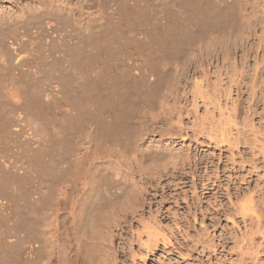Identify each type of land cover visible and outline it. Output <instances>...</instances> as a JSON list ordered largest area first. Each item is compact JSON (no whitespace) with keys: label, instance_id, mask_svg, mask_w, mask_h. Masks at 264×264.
Masks as SVG:
<instances>
[{"label":"rangeland","instance_id":"374dc122","mask_svg":"<svg viewBox=\"0 0 264 264\" xmlns=\"http://www.w3.org/2000/svg\"><path fill=\"white\" fill-rule=\"evenodd\" d=\"M190 1L0 0V264H26L30 237L34 264H57L56 208L67 264L99 263L109 229L104 264H264V0H204L228 5L207 27ZM175 23L186 51L158 39ZM136 69L131 129L102 138L85 113ZM106 146L138 147L131 181L108 178ZM89 162L99 173L79 181Z\"/></svg>","mask_w":264,"mask_h":264},{"label":"bare ground","instance_id":"6f19581e","mask_svg":"<svg viewBox=\"0 0 264 264\" xmlns=\"http://www.w3.org/2000/svg\"><path fill=\"white\" fill-rule=\"evenodd\" d=\"M212 3V2H211ZM211 3H207L206 1H204V0H193V1H190L189 3H188V9H189V11H190V15H193V17L195 16V18H198V17H200V18H198L197 20H199V24H201L202 25V27H204V26H210V25H212L213 23H216V21L217 22H220L221 21V19H223L224 18V16H225V13H224V10H226V8H225V6H228L227 4L226 5H220L218 8L216 7H213L212 6V4ZM209 4H211V5H209ZM222 6V7H221ZM228 9V8H227ZM127 10V9H126ZM215 13V14H214ZM213 14H214V17H213ZM217 18V19H216ZM193 19V18H192ZM191 19V20H192ZM214 19H216V20H214ZM190 23V22H189ZM188 23V24H189ZM187 24V23H186ZM188 24L187 25H183V24H181V26H180V24L178 25V23H175V26H173L172 27V29L170 30V31H166L167 33H166V35L164 34V35H162L160 38H158V39H160V41H161V44L163 45V47H165L166 48V50H169V51H171V50H177V47H181V48H179L176 52H181L182 51V49H185V51H186V47L188 46V44H190L189 42L193 39V36H192V33L190 32V29H189V26H188ZM204 25V26H203ZM171 26V25H170ZM182 27V28H180V27ZM169 28H171V27H168V29ZM160 36V35H159ZM167 48H169V49H167ZM171 49V50H170ZM181 50V51H180ZM172 51V52H173ZM184 52V51H183ZM80 57V56H79ZM86 58V57H85ZM84 59V58H83ZM81 60V59H80ZM87 60V59H86ZM89 60V59H88ZM84 61V60H83ZM79 64L81 63L82 64V62H78ZM78 63H76V64H78ZM83 63H85V62H83ZM78 64V65H79ZM83 65V64H82ZM85 65V64H84ZM86 66H87V64H86ZM89 66V65H88ZM87 66V67H88ZM80 67H82V66H80ZM83 68V67H82ZM88 70H89V68H88ZM86 74V73H85ZM133 76L134 77H132V78H124V79H122V78H119V79H121L120 80V82H119V80L118 81H116L117 82V85H119V83H121V84H123L122 86V89H123V91H121V90H119L120 88V86H121V84H120V86L119 87H117V89H116V87H114L113 89L114 90H116V91H114V90H112V92L109 90V94H107V92H106V94L107 95H100L98 98L99 99H97L96 98V95L95 96H90V97H93V99L95 100V99H97V102H98V100L100 101V102H104V104L103 103H101L100 104V106L103 104V106H101L100 108H97V107H95V105H93L95 108H97V109H93V110H89V112H87L86 110V112L87 113H85V116L86 117H88V118H91V119H95V120H98V125H100L99 127V129H100V134L102 135V138L103 137H105V139H109V140H111V139H115V141H116V139H119V140H123V138H121L120 139V137H123V133L124 132H126L127 131V129L128 130H130L131 128H130V124L132 125V123H130V118H131V115L133 114L134 115V110L135 109H137L138 110V103H139V97H141L142 95H140L139 96V94H140V92H138V88L137 87H135V88H133L132 86H133V84H132V82H133V80H134V82L133 83H135L136 81H138V69H136L135 70V72H134V74H133ZM116 77V76H115ZM90 78V77H89ZM98 79V78H97ZM133 79V80H132ZM137 79V80H136ZM102 80V79H101ZM136 80V81H135ZM115 82V81H114ZM131 82V83H130ZM86 83V82H85ZM110 83H111V81H110ZM129 83L130 84H132V85H129ZM136 83H138V82H136ZM104 84V83H103ZM112 84V83H111ZM124 84L126 85V84H128V86H130V87H126V89H124L125 88V86H124ZM65 85V84H64ZM63 85V86H64ZM85 88H88V89H93L92 91H96V92H98V91H100V84L98 83V81H96V80H92V79H89L88 80V82L86 83V85L84 84L83 85ZM111 86H113V85H111ZM127 86V85H126ZM155 86V85H154ZM54 87V89L52 90V91H54L55 90V92L58 90V89H55V88H57V85H55V86H53ZM50 89H52V88H50ZM87 89V90H88ZM140 89V88H139ZM141 89H143V88H141ZM151 89H152V87H151ZM89 90V91H90ZM50 91V90H49ZM117 91H118V93H117ZM58 92V91H57ZM101 92V91H100ZM99 92V93H100ZM59 93V92H58ZM57 93V94H58ZM99 93H96L97 95L99 94ZM103 93V92H102ZM101 93V94H102ZM139 93V94H138ZM143 93H144V91H143ZM46 95H49V94H52V93H49V94H47V93H45ZM53 94H55V93H53ZM52 94V95H53ZM75 94V93H74ZM89 94V93H88ZM88 94H86V95H88ZM104 94H105V92H104ZM45 95V96H46ZM52 95H51V97H52ZM54 96V95H53ZM84 96V95H83ZM82 96V97H83ZM148 96V95H147ZM14 97V96H13ZM48 97V96H47ZM66 97V96H65ZM69 97V96H68ZM67 97V98H68ZM49 98V100H52V99H50V97H48ZM48 98H46V101H47V99ZM57 98V97H56ZM72 98V97H71ZM85 98H86V96H85ZM14 99V98H13ZM76 99V98H75ZM142 99V98H141ZM140 99V100H141ZM90 101V100H89ZM96 101V100H95ZM94 101V102H95ZM144 101H146V99L144 100ZM156 101V100H155ZM48 102V101H47ZM93 102V101H92ZM49 103V102H48ZM169 103V102H168ZM50 104V103H49ZM140 104H142L141 102H140ZM145 104V103H144ZM166 104V103H165ZM165 104H163V105H165ZM169 105V104H168ZM46 106H48L47 104H46ZM52 106V105H51ZM165 106H167V105H165ZM50 107V106H49ZM103 107V109L101 110V108ZM142 107V106H141ZM73 108V107H72ZM169 108V107H168ZM82 111H83V109H82ZM136 111V110H135ZM138 112V111H137ZM64 113H66L67 115H68V117L69 118H66V119H69V121H73L75 118H83L84 117V114L81 112V113H77V114H74V113H68V110L65 112L64 111ZM67 117V116H66ZM133 120V119H132ZM135 120V119H134ZM88 121V120H87ZM91 121V120H90ZM132 122H134V121H132ZM73 123V122H72ZM135 123V122H134ZM9 125V124H8ZM136 128V127H135ZM132 129H134V127L132 128ZM16 131L17 130H19V128H16L15 129ZM15 131V132H16ZM20 131H22V130H20ZM99 131V130H98ZM129 132V131H128ZM98 133V134H99ZM127 133V132H126ZM18 134H19V132H18ZM133 134V133H132ZM129 135V134H128ZM127 135V136H128ZM180 136H183L182 134H179ZM132 136V135H131ZM129 141V140H128ZM110 142V141H109ZM118 143V142H117ZM109 144V143H108ZM112 144H113V142H112ZM122 146V145H121ZM125 146V145H124ZM107 147V146H106ZM114 147V146H113ZM112 146H109V147H107L106 148V150L102 153V151H100V152H97L96 154H98V155H104L105 157H108L109 159H110V163H111V165H109V167L110 168H107V175H108V178L111 180V181H113V182H115V183H122V184H124V183H126V182H128V181H131V179L133 178L132 176L134 175V173L135 172H137L138 171V163H139V161H138V159H139V155H138V147L136 146V148H135V150H134V154H132L131 155V153L133 152H130V155H128V154H126L127 152H124L123 150H119V148L118 149H115L116 147H114L113 148ZM127 147V146H126ZM90 148H92V147H90ZM89 148V149H90ZM94 148V147H93ZM95 148H96V146H95ZM99 149V148H98ZM122 149V148H121ZM127 150V149H126ZM86 152H87V150H86ZM89 152H90V150H89ZM93 152H95V151H93ZM88 153V152H87ZM85 154V156H86V159H90V156H89V154ZM91 153V152H90ZM83 154V153H82ZM92 154V153H91ZM95 154V153H94ZM95 154V155H96ZM84 155V154H83ZM102 155V156H103ZM102 156H100V157H102ZM81 157V156H80ZM93 157V156H92ZM104 157V158H105ZM82 158V157H81ZM96 158V157H95ZM83 161H85L84 159H83ZM88 162V161H87ZM85 164H87V163H85ZM95 165H97V164H95ZM88 166V168H86L85 169V171L82 173V174H80V175H82V176H79L78 177V180L80 181V179H87V178H89L92 174V172H93V169L95 168L94 167V163L93 162H89V164L87 165ZM86 166V167H87ZM97 167V166H96ZM95 171V170H94ZM100 171H102V170H100ZM98 172V170L96 171V173ZM85 173V174H84ZM94 173V175L96 174L95 172H93ZM99 173V172H98ZM138 173V172H137ZM84 174V175H83ZM77 178V177H76ZM83 179V180H84ZM94 179V178H93ZM73 181V180H72ZM82 181V180H81ZM90 181H91V179H90ZM76 182L78 183V181H73L72 182V186L71 187H74L75 185H76ZM85 182V181H84ZM83 186L85 185L86 186V184L84 183V184H82ZM81 185V186H82ZM90 185V184H89ZM77 186V185H76ZM78 187V186H77ZM88 187V186H87ZM74 188H76V187H74ZM73 189V188H72ZM88 190V189H87ZM76 191V190H75ZM77 192L78 191H76V193L75 194H77ZM81 193V192H80ZM79 193V194H80ZM84 193H85V191H84ZM65 194V197L64 198H60L59 199V202H58V204L59 205H62V206H64L68 201L66 200V193H64ZM73 194V193H72ZM79 194H77V195H79ZM86 194V193H85ZM74 195V194H73ZM73 195H71V196H73ZM41 196V195H40ZM32 197V196H31ZM77 197V196H76ZM41 199H42V197H40ZM67 198H68V196H67ZM84 198H85V195H84ZM83 198V199H84ZM38 199V198H37ZM74 199V198H73ZM82 198H81V200H83ZM34 200H35V198H34ZM34 200L33 199H30V201H29V208L32 210V209H34L35 210V203H34ZM76 200V199H75ZM71 202H72V200H71ZM70 202V203H71ZM85 203V202H84ZM83 202H82V204H80L79 203V201H77V202H73L70 206V211H69V213H70V215L72 216L71 218H73L74 219V222L75 223H77V224H79L80 226H81V224H82V222L84 221V219H83V217H81L82 215H81V212L83 211V208H82V210H81V207L83 206V204H84ZM82 205V206H81ZM133 206V205H132ZM61 207V206H60ZM85 207V206H84ZM86 209V208H85ZM58 210H59V208H56V211L55 212H53V213H50L51 215L50 216H52V217H50V218H52V220H51V222H50V220H48L51 224V228H49L50 230L48 231L49 232V236H51V237H49V238H51V241H52V239H53V244H54V249L56 248L58 251L56 252L57 253V259H56V261H57V264H67V261L69 260L70 261V257H71V255H69V253H68V251L69 250H67V249H65V246L63 245V242L61 241V234H62V231H61V224H60V222H59V214H58ZM34 212V211H33ZM84 213V212H83ZM84 218H85V216H84ZM31 219V218H30ZM86 219V218H85ZM89 220V219H88ZM87 221V220H86ZM29 222H30V220H29ZM32 222V221H31ZM30 222V223H31ZM32 224H33V222H32ZM49 224V223H48ZM76 224V225H77ZM32 226V225H31ZM33 226H34V224H33ZM32 226V227H33ZM107 230H108V228H107ZM110 230V229H109ZM105 231V232H108V234H107V236H104V241H102V243L100 244V247H101V252L99 253L100 254V259L99 258H97V261L96 262H99V263H97V264H104V260H105V256H107L106 254V247H107V244H106V242L108 241V240H110L111 241V236L112 235H110V233H111V231ZM48 234V233H47ZM32 235H33V233H32ZM106 235V234H105ZM109 235V236H108ZM63 236V235H62ZM47 238V237H46ZM78 238V240L80 239V235L77 237ZM36 240V239H35ZM35 240H34V238L33 237H30V239H29V241L27 242V244H28V246L26 245V248H27V260L25 261L26 262V264H34V262H33V260H32V257L31 256H33V254L35 253V251H36V249L38 248V245H41L40 243L39 244H37V243H35ZM50 240V239H49ZM80 241H82V239L80 240ZM52 242H50V243H52ZM80 243V242H79ZM78 243V244H79ZM52 244V245H53ZM81 244H83V242L81 243ZM81 244H79V246L81 245ZM51 245V244H50ZM78 246V247H79ZM82 246V245H81ZM41 247V246H40ZM53 249V248H52ZM53 251H55V250H53ZM52 251V252H53ZM53 255V254H52ZM51 255V256H52ZM70 256V257H69ZM98 256V255H97ZM54 257H55V255H54ZM95 258H96V256H94ZM94 257H92V258H94ZM109 257V256H108ZM70 258V259H69ZM73 258V257H72ZM76 258V257H75ZM55 259V258H54ZM53 259V260H54ZM98 259H99V261H98ZM106 259H107V257H106ZM72 260V259H71ZM96 260V259H95ZM95 260H91L92 262H95ZM106 262V261H105ZM50 263H51V260H50ZM70 263V262H69ZM71 263H72V261H71ZM70 263V264H71Z\"/></svg>","mask_w":264,"mask_h":264}]
</instances>
